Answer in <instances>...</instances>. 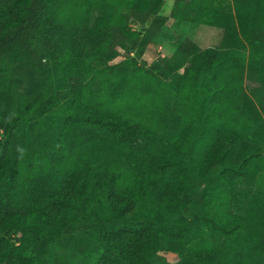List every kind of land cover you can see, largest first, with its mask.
Returning <instances> with one entry per match:
<instances>
[{"label":"trees","instance_id":"obj_1","mask_svg":"<svg viewBox=\"0 0 264 264\" xmlns=\"http://www.w3.org/2000/svg\"><path fill=\"white\" fill-rule=\"evenodd\" d=\"M165 2L0 0V264H264V0Z\"/></svg>","mask_w":264,"mask_h":264},{"label":"rangeland","instance_id":"obj_2","mask_svg":"<svg viewBox=\"0 0 264 264\" xmlns=\"http://www.w3.org/2000/svg\"><path fill=\"white\" fill-rule=\"evenodd\" d=\"M172 3L173 0H167L165 2L163 13H170ZM132 25L140 28L139 24L135 21H132ZM223 35L224 31L219 27L171 18L162 32L150 43L147 51L142 53L139 49H132L130 47L129 50H131V55L135 57L140 64L155 66L173 57L176 50L185 43L193 42L201 48L216 46L221 43ZM247 85L250 89L251 83L249 81Z\"/></svg>","mask_w":264,"mask_h":264},{"label":"crops","instance_id":"obj_3","mask_svg":"<svg viewBox=\"0 0 264 264\" xmlns=\"http://www.w3.org/2000/svg\"><path fill=\"white\" fill-rule=\"evenodd\" d=\"M167 1V0H166ZM173 3H174V0H173ZM173 3H172V5H173ZM174 19V18H173Z\"/></svg>","mask_w":264,"mask_h":264}]
</instances>
